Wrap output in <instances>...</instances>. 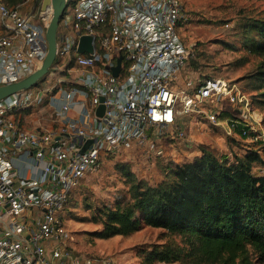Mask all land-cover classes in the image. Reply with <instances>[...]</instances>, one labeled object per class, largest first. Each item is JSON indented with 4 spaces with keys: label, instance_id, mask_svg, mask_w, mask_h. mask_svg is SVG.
Returning a JSON list of instances; mask_svg holds the SVG:
<instances>
[{
    "label": "built area",
    "instance_id": "2783aa9c",
    "mask_svg": "<svg viewBox=\"0 0 264 264\" xmlns=\"http://www.w3.org/2000/svg\"><path fill=\"white\" fill-rule=\"evenodd\" d=\"M66 1L46 82L0 100V264H115L74 251L64 208L108 156L178 161L177 154L197 148L186 145V117L218 128L221 112L237 108L250 127L244 133L255 132L248 139L264 141V118L237 82L188 67L193 47L180 30L182 0ZM51 16V9L0 1V85L41 66ZM84 35L92 37L91 52L78 50ZM48 105L54 124L26 129L28 112ZM227 127L235 133L233 123Z\"/></svg>",
    "mask_w": 264,
    "mask_h": 264
},
{
    "label": "trees",
    "instance_id": "16d2710c",
    "mask_svg": "<svg viewBox=\"0 0 264 264\" xmlns=\"http://www.w3.org/2000/svg\"><path fill=\"white\" fill-rule=\"evenodd\" d=\"M0 1L15 7L24 0ZM236 30L246 61L256 59L252 75L260 90L257 101L264 107V16L239 22ZM192 47L188 67L220 77L198 66L199 48ZM224 119L242 140L255 134L244 133L250 127L237 108L222 111L219 121ZM198 148L182 162L158 158L159 182L139 176L132 160L117 162L128 189L114 206L98 209L93 219L100 226L92 236H129L148 225L163 229L165 240L137 246L142 264H264V141H253L233 159L206 145Z\"/></svg>",
    "mask_w": 264,
    "mask_h": 264
},
{
    "label": "rangeland",
    "instance_id": "374dc122",
    "mask_svg": "<svg viewBox=\"0 0 264 264\" xmlns=\"http://www.w3.org/2000/svg\"><path fill=\"white\" fill-rule=\"evenodd\" d=\"M182 2L187 13L180 30L188 45L198 46V66H202L203 71L210 75L237 82L264 118V107L257 101L260 98V90L257 88L256 77L252 75L253 65L257 62L251 56L249 61H246L247 53L236 30L239 22L251 16H264V0H182ZM45 76L39 83L46 82ZM47 77L50 80L51 77ZM50 114L51 110L46 107L43 110L37 108L33 111L30 124L50 126L49 124H53ZM184 123L191 132L186 145L191 146V149H194V145L197 148L177 154L179 162L196 154L199 151L198 146L206 145L233 159L236 154H243L247 146L253 143L252 139L242 140L235 133L229 134L226 130L228 128L226 119L218 128L208 127V124H197V120L191 117H186ZM128 153L131 156L135 154L133 150ZM135 155L133 160L135 163L143 162L141 156L137 153ZM123 160L131 158L108 156L104 158L98 171L85 176L74 188L71 200L63 211V219L72 232L76 251L109 256L114 259L115 264H142L137 246L164 241L163 229L143 225L129 236L121 235L107 239L97 238L91 234V231L100 226L93 219L98 209L114 206L117 196L125 195L128 189L122 172L116 166L117 162ZM259 171V167L255 166L254 172ZM144 172H147L145 175L152 182L159 177V170L155 169L154 165L150 166V163L142 169L141 167L137 169L139 176Z\"/></svg>",
    "mask_w": 264,
    "mask_h": 264
},
{
    "label": "water",
    "instance_id": "95a60500",
    "mask_svg": "<svg viewBox=\"0 0 264 264\" xmlns=\"http://www.w3.org/2000/svg\"><path fill=\"white\" fill-rule=\"evenodd\" d=\"M66 6V0H43L42 10H47L50 8L52 9V16L46 28V40L48 44L47 54L41 66L24 78L12 83L0 85V100L16 92L28 89L36 85L48 73L57 56V33L59 22ZM92 49V37L88 35L82 36L79 41L78 50L80 52H91ZM120 61L121 60L119 59L118 65L114 68L115 74H118L119 72ZM104 110L105 106L101 104L98 106L96 114L102 115L104 113ZM90 143L91 141L89 140L87 142V145H89ZM85 149L86 147L82 151H84Z\"/></svg>",
    "mask_w": 264,
    "mask_h": 264
},
{
    "label": "crops",
    "instance_id": "0c3cea01",
    "mask_svg": "<svg viewBox=\"0 0 264 264\" xmlns=\"http://www.w3.org/2000/svg\"><path fill=\"white\" fill-rule=\"evenodd\" d=\"M23 2H24V1H23ZM23 2H21V3L19 4L23 10L33 11V12H36V13H37L38 11L42 10L43 0H37L36 2H28V3H23ZM5 31H6V28L4 27V25L2 24L1 19H0V34H1V33H4ZM46 108L51 110V108H50L49 105H48ZM72 113L74 114L75 112L72 111ZM50 115H51V114H50ZM32 117H33V112H28V114H27V116H26V120H25V122H24V127H25L26 129H28V130H32V129H37V128H39V127H49V126H41V125H37V124H34V123L30 124L31 121H32ZM51 121H52V123L54 124V120H53L52 115H51ZM33 124H34V125H33ZM53 124H49V125L52 126ZM245 140H247V139H245ZM133 163H134V164H133V169H134L136 172H137V169H138V168L141 167V169H142V168L145 167V165L147 164V163H145V161H143V162H141V163H138V164L135 163V162H133ZM23 165L25 166V164L22 163V165H21V169H22V170L25 169V167H24ZM151 165H154V166H155V169L159 170V168L157 167V165H156L155 162L150 163V166H151ZM18 166H20V163H18ZM140 171H143V170H140ZM261 171H262V170H261ZM27 173H29V171H27ZM145 174H147V172H144V174H143L142 176H146V177H147V175H145ZM140 176H141V175H140ZM162 178H163V176H162V174H161V172H160V170H159V177L157 178V180H155V182H159ZM118 236H121V235H117L116 237H118ZM74 251H75L76 253H80V252L76 251L75 249H74ZM81 254H89V253H81ZM89 255H93V254H89ZM95 255H96V254H95ZM97 255H98V254H97ZM93 264H106V262H105V260H98V261L94 262Z\"/></svg>",
    "mask_w": 264,
    "mask_h": 264
},
{
    "label": "bare ground",
    "instance_id": "6f19581e",
    "mask_svg": "<svg viewBox=\"0 0 264 264\" xmlns=\"http://www.w3.org/2000/svg\"><path fill=\"white\" fill-rule=\"evenodd\" d=\"M51 9V8H50ZM52 10V9H51Z\"/></svg>",
    "mask_w": 264,
    "mask_h": 264
}]
</instances>
